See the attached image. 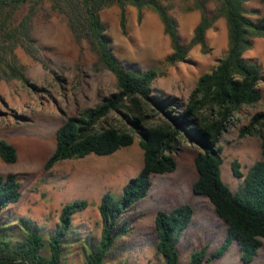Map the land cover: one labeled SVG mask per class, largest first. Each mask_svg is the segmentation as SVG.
Returning <instances> with one entry per match:
<instances>
[{"label": "rangeland", "instance_id": "374dc122", "mask_svg": "<svg viewBox=\"0 0 264 264\" xmlns=\"http://www.w3.org/2000/svg\"><path fill=\"white\" fill-rule=\"evenodd\" d=\"M161 2L177 20L181 41L189 44L201 20L195 0ZM207 8L213 15L215 1H210ZM246 9L254 19L264 16L263 0H250ZM101 19L117 59L129 70H155L158 76L152 84L153 95L180 105H186L199 78L211 73L228 51L224 18L208 31L204 46H195L185 62L175 65L167 61L173 52L172 43L160 16L153 10H144L139 21L138 10L128 7L127 34L122 32L118 6L103 10ZM31 35L34 54L21 48L15 51L24 80L12 76L0 79V139L14 146L18 153L13 164L0 157V174H16L22 184L20 201L2 212L9 230L2 239H20L26 224L37 229L47 243L59 228L63 208L86 201L88 207L72 218L63 259V264H86L87 255L100 244L103 224L99 206L104 195L110 193L120 199L124 187L144 167L141 138L136 135L132 146L111 156L74 158L46 170V163L56 150L57 130L69 117L97 108L112 97L117 92V80L102 66L88 39L77 37L68 17L53 11L49 4H44L33 17ZM244 56L261 70L263 99L258 104L243 106L217 144L223 158V180L235 194L240 192L243 179L234 175L233 164L239 163L246 176L263 159L264 124L255 125L245 135L242 132L264 112V37L256 38ZM121 124L115 115L106 122L107 126ZM198 151L184 141L175 154L176 170L152 176L148 195L125 214L121 224L127 231L117 239L105 264H163L164 259L157 252V213L171 212L184 204L193 207L194 217L177 245L180 264H188L192 254L203 247L211 255L222 245L227 225L217 216L212 203L193 191L198 178ZM240 256V247L234 243L225 256L204 264H243ZM251 264H264V240Z\"/></svg>", "mask_w": 264, "mask_h": 264}, {"label": "trees", "instance_id": "16d2710c", "mask_svg": "<svg viewBox=\"0 0 264 264\" xmlns=\"http://www.w3.org/2000/svg\"><path fill=\"white\" fill-rule=\"evenodd\" d=\"M212 0H195L201 20L189 44L181 41L178 22L161 0H0V79L24 80L18 67L15 51L19 48L34 54L31 26L33 17L44 5L68 17L77 37L85 36L102 66L117 80V92L97 108L69 117L56 132V150L46 163L51 170L58 163L90 155L111 156L130 147L138 135L144 152V167L124 187L122 197L104 195L99 206L103 230L100 244L87 255L86 264H105V260L127 229L121 224L134 204L143 200L152 187L153 175H165L176 170L175 154L185 141L198 148L195 168L198 178L193 191L207 198L217 216L227 225V236L211 255L208 248L195 251L188 264L212 263L226 255L234 243L240 247L243 264H251L264 240V142L263 159L256 162L244 176L239 163L233 164L234 175L243 179L235 194L223 180V158L217 144L222 134L243 106L258 104L263 99L260 82L262 73L245 53L256 38L264 37V16L252 18L246 5L250 0H214L216 9L211 15L207 4ZM264 3V0H263ZM121 9V28L127 34V8L138 10L142 21L144 10L156 12L172 43V54L167 61L175 65L187 60L195 46L205 45L208 31L224 18L228 28V51L217 67L201 76L186 105L160 99L152 93L157 78L155 70L127 69L115 56L106 36L101 12L109 7ZM9 76V77H8ZM111 115L118 116L120 127L107 126ZM264 124V112L258 115L247 131ZM99 127V128H98ZM0 157L7 164L16 163L14 146L0 139ZM22 197V184L16 174H0V264H63L64 248L73 216L88 207V202L77 201L66 205L60 216L59 228L46 243L37 229L24 224L23 237L4 241L8 235L2 212ZM194 209L180 205L171 212L159 211L155 220L157 252L163 264H180L177 245L191 224ZM13 233V231H12Z\"/></svg>", "mask_w": 264, "mask_h": 264}]
</instances>
